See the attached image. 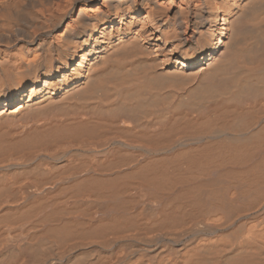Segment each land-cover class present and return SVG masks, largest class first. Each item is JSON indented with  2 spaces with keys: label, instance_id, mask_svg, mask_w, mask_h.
Here are the masks:
<instances>
[{
  "label": "bare ground",
  "instance_id": "obj_1",
  "mask_svg": "<svg viewBox=\"0 0 264 264\" xmlns=\"http://www.w3.org/2000/svg\"><path fill=\"white\" fill-rule=\"evenodd\" d=\"M0 264H264V0H0Z\"/></svg>",
  "mask_w": 264,
  "mask_h": 264
}]
</instances>
